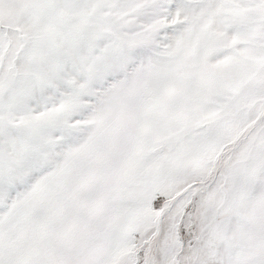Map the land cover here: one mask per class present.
<instances>
[{
    "label": "snow or ice",
    "instance_id": "obj_1",
    "mask_svg": "<svg viewBox=\"0 0 264 264\" xmlns=\"http://www.w3.org/2000/svg\"><path fill=\"white\" fill-rule=\"evenodd\" d=\"M0 264H264V0H0Z\"/></svg>",
    "mask_w": 264,
    "mask_h": 264
}]
</instances>
